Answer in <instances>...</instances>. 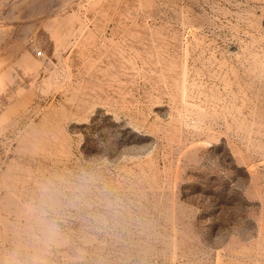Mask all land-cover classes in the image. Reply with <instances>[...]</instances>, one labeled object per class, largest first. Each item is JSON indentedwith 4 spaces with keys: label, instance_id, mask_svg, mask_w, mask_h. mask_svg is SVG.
Listing matches in <instances>:
<instances>
[{
    "label": "rangeland",
    "instance_id": "obj_1",
    "mask_svg": "<svg viewBox=\"0 0 264 264\" xmlns=\"http://www.w3.org/2000/svg\"><path fill=\"white\" fill-rule=\"evenodd\" d=\"M0 264H264V0H0Z\"/></svg>",
    "mask_w": 264,
    "mask_h": 264
},
{
    "label": "clouds",
    "instance_id": "obj_2",
    "mask_svg": "<svg viewBox=\"0 0 264 264\" xmlns=\"http://www.w3.org/2000/svg\"><path fill=\"white\" fill-rule=\"evenodd\" d=\"M88 178H81V188L75 189L72 198L68 197V189L55 179L50 180L40 188L41 212L40 223L42 226V236L45 241H52L59 233L57 219L49 217V210L55 211L61 207L73 204L79 199L78 193L83 190V186L89 183Z\"/></svg>",
    "mask_w": 264,
    "mask_h": 264
},
{
    "label": "built area",
    "instance_id": "obj_3",
    "mask_svg": "<svg viewBox=\"0 0 264 264\" xmlns=\"http://www.w3.org/2000/svg\"><path fill=\"white\" fill-rule=\"evenodd\" d=\"M35 50H36L37 55H42L43 54V50L42 49H36L35 48Z\"/></svg>",
    "mask_w": 264,
    "mask_h": 264
}]
</instances>
